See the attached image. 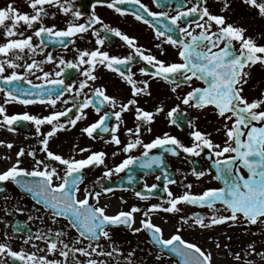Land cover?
<instances>
[{
	"label": "snow or ice",
	"instance_id": "obj_1",
	"mask_svg": "<svg viewBox=\"0 0 264 264\" xmlns=\"http://www.w3.org/2000/svg\"><path fill=\"white\" fill-rule=\"evenodd\" d=\"M31 12H22L13 2L4 7H0V29L3 30L5 41L0 43V91L5 93V104L18 101L23 104L48 103L55 106L61 97L67 93H75L70 98L75 102L71 108L63 111H53L49 115L38 116L28 112L22 114L8 115L7 109L0 104V128H7L8 131L15 132L16 127L23 122H32L36 129L39 143L42 147L40 152L45 154L44 159L36 158V150L27 154L34 158L35 164L29 170L21 167V158L25 156V149L20 148L16 152V160L10 167L0 171V181H13L20 187L32 194L37 204H40L49 212L52 222L58 223L62 218L67 221L64 228H49L46 232L38 230L35 233L27 234L23 238V244L31 245L33 251L20 248L13 250L10 244L0 242V264H5L4 257L7 255L12 264H109V258L114 254H119L120 249L113 246L111 250H105L100 243L103 238L111 240L109 229L118 226H125L134 233L147 230L152 237V243L160 246L161 254L175 255L179 258L180 264H212V252L205 251L197 243L188 241L180 235V229L164 237L163 229L153 223L151 213L162 210L166 213H176L180 211L178 205L187 203L199 205L211 209L212 215L205 217L200 213H193L191 217H181V228L184 224L192 222L193 226L200 228H211L225 222L236 224L242 222L247 225H255L258 222L264 224V92L257 98L249 100L244 93V85L251 78L250 69L258 63L264 65V44H258L256 40L246 35L247 29L228 23L224 15L213 14L207 7L208 0H180L175 15H169L168 11H152L142 0H95L92 4V12L87 15V19L80 23L81 17L85 13L75 5V0H26ZM158 7L170 9L172 0H154ZM244 3L258 10L261 17H264V0H244ZM105 5L113 9L116 13L125 15L129 11L137 20L149 24L155 29L157 39H162L156 47L164 53V44H169L177 50L179 62H166L158 59L155 55L145 54L142 46H138L136 39L123 33L119 28H114L95 13L96 5ZM134 4L135 9H127L121 5ZM186 4H191L187 7ZM229 4L224 0L221 11L227 10ZM49 8H56L64 16L71 18L66 21V27L57 28L55 24L47 26L44 24V17L48 15L56 16V12L49 13ZM148 17L155 18L156 23ZM166 17L171 23H164L161 19ZM195 17V19H193ZM39 23L40 26L35 28ZM157 23L163 24V31L157 27ZM99 25L100 27H95ZM183 25V26H182ZM21 26H26L21 31ZM35 28L32 35H25L27 29ZM89 30L96 37V44L103 46L109 39L107 34H114L125 42L133 51L124 57L111 55L101 48L92 50L76 49L78 56L75 61H66L59 57L58 68L54 74L43 72L44 84L54 87L45 88L42 84L33 85L32 91L22 89L18 85L14 88L6 87L13 82L27 80V75L32 70L39 69L43 63H51L56 60L52 53H47L44 61L32 60L31 63L20 65L18 60L24 58L25 51L28 54L36 55L43 53L49 46L45 42V37L49 42H55L67 49L69 43H74V37L87 33ZM179 31L180 37L174 38L171 33ZM106 33L101 35V33ZM33 36L39 39V44L33 43ZM67 39V42L65 40ZM237 44L239 47L237 48ZM136 57L145 61L148 67H141L140 73L148 75L151 79L163 80L172 85L171 91L175 93L181 85H187L190 90L183 96H178L180 104L170 108L166 115L170 124L179 125V121L184 115L181 104L195 109H205L212 106L216 114L224 123L222 125L223 134L226 139L223 144L215 143L210 133L201 132L194 129L190 132L192 143L190 146L182 143L176 136L164 133L163 136H156L150 142L145 143L140 136L142 127L151 132L148 127L157 114L164 112L161 104L154 111H147L139 107V95H151L149 91V81H137L135 73L128 67L130 62ZM98 65L115 71L128 85L131 86L132 97L126 103L119 102L114 96L107 95V90L103 87H92V95H84L80 100L83 90L90 87V82H95L98 77L95 70ZM121 66L126 67V71ZM23 67L25 73L22 75L15 69ZM7 68L13 69L11 74L4 75ZM74 68L81 70L84 77L79 82V87L73 84H65L62 77L65 69ZM248 69V70H246ZM193 80L203 82V86H192ZM32 85L31 80H27ZM59 86H63L60 88ZM23 93L34 96V99L23 98ZM54 97V98H53ZM68 100L62 101L68 104ZM108 105L118 111H104L99 119L82 129L89 137L95 138L93 133L99 129L101 132H110V143L121 145L122 141L117 135L122 114L135 109L136 124L134 128L127 129L130 137L124 144L122 151L131 153L134 149L142 147L140 156L128 155L115 169H108L105 177H110L113 171L119 173L129 168L131 165L140 162L141 167L152 168L153 165H163L165 163L163 154L151 155V150L162 148L173 155H179L178 149L193 156H199L205 149L211 150L216 157L214 168L216 175L214 179L223 183L222 187H210L201 194H193L189 191L182 195L174 196L167 188V184H174L175 180L168 179L165 184V191L169 199L166 201L168 207L163 204H152L147 210H142L138 206H133L131 210L119 211L114 215L108 214L106 206H99L101 192L84 189L82 198L80 195V184L83 182V169L87 166L104 164V157L107 155L103 151L91 152L86 158L75 159L65 157L52 151L49 147L50 140L60 131L66 128V124L75 126L77 121L86 115L83 110L91 106L97 114L101 113L102 107ZM73 108H78V114L74 119L66 122L61 121V117H67ZM115 117L117 123L110 127L107 121ZM50 126L46 133L41 132V127ZM221 131V129H217ZM0 145H5V141L0 140ZM6 147L11 149L13 144L8 142ZM81 153L89 152L90 149L79 148ZM116 155V153H113ZM11 159V157H5ZM45 161H49L46 163ZM58 163L63 166V175L53 164ZM210 171V170H209ZM167 179V169H164ZM246 172V174H245ZM192 174L198 179L205 176V171L192 169ZM29 177L32 179H25ZM129 180L133 179L131 176ZM159 179V177H157ZM59 181L58 183L56 181ZM157 184L147 185V192H136L135 195L147 200L154 195L153 189ZM191 188L192 185H186ZM3 189H0L2 191ZM104 192L112 189L104 188ZM94 199L95 203H90ZM220 205L218 208L217 205ZM16 211H22L17 208ZM143 214L140 227H133L136 223L134 213ZM226 212L227 215L217 213ZM29 220L33 217L29 215ZM207 220V222H206ZM68 229L74 230L76 235L68 238ZM17 232L23 231L21 228ZM85 241L87 243L85 244ZM44 247L41 248L39 243ZM216 247L219 248V242ZM248 248L255 252L253 244ZM43 253V254H42ZM264 257V252L258 253ZM51 255L52 258H49ZM133 252H129L125 258V264H133L131 257ZM236 260L240 259L239 253L233 254ZM160 256H157L159 259ZM246 264H251L250 261Z\"/></svg>",
	"mask_w": 264,
	"mask_h": 264
},
{
	"label": "flooded vegetation",
	"instance_id": "obj_2",
	"mask_svg": "<svg viewBox=\"0 0 264 264\" xmlns=\"http://www.w3.org/2000/svg\"><path fill=\"white\" fill-rule=\"evenodd\" d=\"M13 0H0V7L6 6ZM15 5L22 12H31L26 0H14ZM195 2V0H193ZM229 7L225 11H221L224 5V0H208L207 7L213 14L224 15L228 23H233L238 26H242L247 29L246 35L253 37L258 44H264V17H261L258 10L250 7L244 3V0H227ZM95 0H75L76 7L80 8L85 15L81 17L80 23H83L87 19V15L92 12V4ZM144 5H147L152 11H168L169 15H175L180 0H172L171 8L158 7L154 0H142ZM187 7H191V4H186ZM245 6V7H244ZM127 9H135L138 7L134 4L121 5ZM49 13L56 12V16L51 14L44 17V24L51 26L56 25L57 28L63 29L66 27V21L70 19V16H64L56 8H49ZM243 10V11H242ZM95 13L99 15L105 23H108L114 28H119L123 33L136 39L137 45L142 46L145 50V54L155 55L158 59L165 60L166 62H179L177 56V50L169 45L164 44V53L161 54V50L156 47L157 44L162 42V39H157L155 36V29L149 24H145L141 20L135 19V17L129 11L125 15L116 13L113 9L108 8L105 5L98 4L95 7ZM153 23H156L155 18L148 17ZM164 23H171L166 17L161 18ZM195 19V17H193ZM40 26L39 23L35 25V28ZM183 26V25H182ZM26 26H21V31H24ZM95 27H100L96 25ZM162 31L163 24L157 23ZM35 28L27 29L25 35H32ZM3 30L0 29V43L5 41L3 36ZM106 33L102 32L101 35ZM174 38L180 37L179 31L171 33ZM107 39L103 46L96 44V37L89 30L87 33L79 34L74 37V43H69L67 49L62 45L49 42L45 37V42L48 43V47L43 53L36 55L28 54L25 51L24 58L18 60L17 63L24 65L25 63H31L33 59L37 61H44L47 53H52L56 58L54 62L43 63L40 65L42 69H33L30 74L27 75V80L32 81V85L27 83V80H21L19 82H13L12 85H5L9 88H14L17 85L22 89H33V85L42 84L45 88L54 87L53 85L44 84L43 79L38 77L43 76V72L55 73L59 70L58 60L59 57H63L66 61H75L78 53L76 49L92 50L95 48H101L102 51H108L111 55H117L124 57L129 55L133 49L125 44L119 37L114 34H107ZM68 38H65L67 42ZM33 43L39 44V39L33 36ZM239 45L237 44V48ZM131 71L135 73L134 78L139 81H149V91L151 95H139L135 97L138 100L139 107L144 108L147 111H154V109L161 104L164 106L165 111L156 115L155 120L148 126L151 127V132L146 130V127L141 129V139L148 143L156 136H163L164 133L176 136L182 143L190 146L192 143V137L190 132L194 129H199L201 132L210 133L211 138L215 143L223 144L226 137L223 134L222 125L224 121L219 118L216 111L212 106H208L205 109H195L181 104V109L184 112L183 117L179 121V125L170 124L166 115L167 111L174 107L176 104H180L178 96L186 94L190 88L187 85H181L175 93L171 91L172 85L164 82L163 80L151 79L148 75L140 73L141 67L151 66L147 65L145 61L136 57V59L130 62L128 66ZM122 70H127L125 66H121ZM18 73L24 74L25 69L23 67L15 69ZM248 70V69H246ZM13 69L7 68L4 75H9ZM251 78L248 83L244 85V95L249 99L257 98L264 92V65L257 64L250 69ZM95 75L98 79L95 82H90V87H86L80 100H83L84 95H92V87H103L107 90V95L114 96L117 101L126 103L128 99L132 97L131 86L128 85L122 78L112 70L105 68L102 65H98L95 70ZM65 80V84H73L75 88L79 87V82L84 79L81 75V70L68 68L65 69L62 77ZM192 86H203L202 81L193 80ZM62 88L63 86H59ZM23 98L34 99V96H28L23 93ZM75 93H65L61 97V101H58L55 106H51L48 103L41 104L39 102L33 104H23L18 101L5 104V93L0 91V104H3L7 109L8 115L22 114L28 112L32 115L45 116L49 115L53 111H63L66 108H71L75 102L71 99ZM54 98V97H53ZM67 99L68 104L62 103ZM119 107L113 109L108 105L102 107L101 113L97 114L95 110L89 106L84 109L86 114L84 118L77 121L75 126L66 124L64 130H60L51 140L49 147L52 151L67 157H74L75 159L86 158L91 152L103 151L107 155L104 157V164L87 166L83 171V182L80 184V195L85 188L101 192L99 206H106V211L110 215H114L119 211L131 210L133 206H138L142 210L152 204H163L164 207H168L166 201L169 199L167 192L165 191V184L168 179L175 180L174 184H167V188L173 193L174 196L182 195L184 192L189 191L193 194H201L207 188L210 187H222L223 183L220 180L214 179L216 171L214 168V160L216 157L212 154L211 150L205 149L199 156H193L188 153H184L182 149H178L179 155H173L170 152L165 151L162 148L151 150V155L163 154L165 163L163 165H153L152 168L141 167L140 162L131 165L129 168L113 174L110 177H105V172L108 169H115L129 154L134 156H140L143 151L142 147L134 149L131 153H124L122 151L124 144L128 142L130 137L127 135L128 128H134L136 124L135 109L130 108L129 111L122 114L120 127L117 135L120 137L121 145H116L108 141L111 140L110 132H101L97 129L93 136L89 137L82 131L85 127L94 123L99 119V116L104 111H118ZM78 108H73L72 112L67 117H61L62 122H66L69 119H74L78 114ZM107 123L110 127H114L117 123L115 117H111ZM16 127L15 132L8 131L7 128H0V140L5 141V145H0V171L6 170L16 160V152L20 148L25 149V156L21 158V167L31 168L35 164L33 157L27 153L32 150H36V158L44 159L45 154L40 152L39 149L42 145L39 143V139L36 134L35 126L32 122H23ZM221 129V131H217ZM50 130V126L44 125L41 127V132L46 133ZM12 143L11 149L6 147V143ZM79 148L90 149L89 152L81 153ZM116 153V155H113ZM11 157V159H5V157ZM49 163V161H45ZM58 168V171L63 175V166L58 163L53 164ZM167 169V179L165 177L164 169ZM196 168L197 171H205L206 174L199 179L192 174V169ZM210 170V171H209ZM246 174V172H245ZM131 176L133 179L129 180ZM159 177V179H157ZM25 179H32L25 177ZM59 182L58 180L56 181ZM145 184L152 185L157 184L158 187L153 189L154 195H151L149 199L142 200L138 198L136 192H147ZM191 184L189 189L186 185ZM104 188H110L112 191L104 192ZM0 242H6L10 244L13 250L19 251L20 248H25L28 251H33L31 245L23 244V238L27 234L35 233L38 230L47 231L49 228L59 229L64 228L67 221L60 219L58 223H53L48 211H46L40 204H37L33 199L32 194L28 193L26 189L20 187L13 181H0ZM90 203H95L94 199H90ZM179 212L166 213L162 210L154 211L151 213L153 223L159 225L164 232V237L168 238L176 230L180 229V235L191 242L197 243L205 251L212 252V264H246L250 261L251 264H264V257H261L258 253L264 252L258 249V246H264V224L257 223L255 225H247L242 222L233 224L228 221L220 225H215L211 228H200L199 226H193L192 222L184 224L181 228L180 218L191 217L193 213H200L206 218L212 215L211 209L207 207H201L199 205H192L187 203H181L178 205ZM219 208L220 205L218 204ZM22 209V211H16V209ZM224 214L226 212L217 213V215ZM31 215L32 220L28 217ZM136 223L133 227H140V221L143 219L142 212L134 213ZM207 222V220H206ZM21 228L23 231L17 232L16 229ZM235 230L232 236L226 240V242L220 241L221 239H214L215 231L222 230ZM68 238L71 239L76 235L74 230L68 229ZM111 234V240L106 241L103 238L100 243L104 246L105 250H111L113 246L120 249L119 254H114L112 258H109V264H125V258L129 252H133L131 257L133 264H180L179 258L175 255H168L167 250L165 254H161L160 246L152 243V237L147 230L139 233L132 232L129 228L121 225L109 229ZM213 233V234H211ZM218 236V235H217ZM220 237V236H219ZM218 237V238H219ZM219 242L220 247L217 248L216 244ZM39 243L41 248L44 247L42 242ZM87 241H85V244ZM249 244H253L255 252H252L248 248ZM247 245V246H245ZM245 246V247H244ZM242 248V249H241ZM235 253H239L240 259L234 258ZM43 254V253H42ZM224 254V255H222ZM157 256H160L157 259ZM49 258H52L51 255ZM5 264H12L11 259L5 255ZM19 264V262H17Z\"/></svg>",
	"mask_w": 264,
	"mask_h": 264
},
{
	"label": "rangeland",
	"instance_id": "obj_3",
	"mask_svg": "<svg viewBox=\"0 0 264 264\" xmlns=\"http://www.w3.org/2000/svg\"><path fill=\"white\" fill-rule=\"evenodd\" d=\"M234 232H235V230H233V228H231V230H222V229H219L218 231L216 230L215 231V234H214V239H221L220 241L226 242V240L229 239L230 236H232V238H233ZM211 234H213V233H211ZM245 246H247V245H245ZM258 249H260L261 251H263L264 250V246H261V248H260V246H258ZM222 255H224V254H222Z\"/></svg>",
	"mask_w": 264,
	"mask_h": 264
}]
</instances>
